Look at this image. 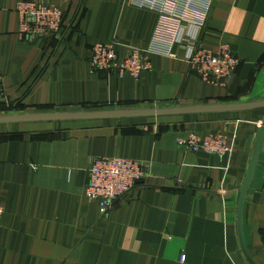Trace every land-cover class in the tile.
Here are the masks:
<instances>
[{
	"label": "crops",
	"instance_id": "1",
	"mask_svg": "<svg viewBox=\"0 0 264 264\" xmlns=\"http://www.w3.org/2000/svg\"><path fill=\"white\" fill-rule=\"evenodd\" d=\"M23 1L59 6L63 31L21 35ZM210 1L202 30L186 23L180 44L164 56L148 52L162 14L131 0H0V116L264 101V0ZM188 40L212 52L228 47L239 61L233 78L209 83L191 71ZM97 44H115L122 55L139 49L152 70L139 79L93 71ZM263 120L264 108L0 125V264H250L238 207ZM192 134H221L229 151L180 143ZM98 158L137 161L149 177L106 215L86 195ZM243 234L254 261L264 264V140Z\"/></svg>",
	"mask_w": 264,
	"mask_h": 264
},
{
	"label": "built area",
	"instance_id": "2",
	"mask_svg": "<svg viewBox=\"0 0 264 264\" xmlns=\"http://www.w3.org/2000/svg\"><path fill=\"white\" fill-rule=\"evenodd\" d=\"M133 4L158 10L161 21L150 53L170 56L179 42V34L186 23L202 30L210 12V0H131ZM204 5V7H203ZM199 9V11H197ZM203 10L202 12H200ZM18 12L20 15V34L24 37L49 38L63 31L65 13L59 6L43 1H23ZM196 14V15H195ZM189 49V69L209 83H224L235 75L239 61L228 47L218 52L202 49L195 41H185ZM90 63L93 71L113 73L122 79L131 76L139 79L152 70V61L139 49H132L122 55L115 44H97L93 47ZM3 74L0 71V103L5 100L1 88ZM182 145L194 151H206L223 155L229 151L226 138L221 134L202 139L192 134ZM147 172L145 167L134 160L125 158L95 159L89 170V183L86 195L90 201H99L101 212L106 215L121 200L137 194L146 188ZM4 209L0 206V225ZM185 257H182V262Z\"/></svg>",
	"mask_w": 264,
	"mask_h": 264
},
{
	"label": "water",
	"instance_id": "3",
	"mask_svg": "<svg viewBox=\"0 0 264 264\" xmlns=\"http://www.w3.org/2000/svg\"><path fill=\"white\" fill-rule=\"evenodd\" d=\"M264 108V101L240 103V104H215V105H192V106H173L166 108H146V109H118L104 111H76V112H55L41 114L16 113L8 116H0V125L14 123H38V122H65V121H92V120H119L137 118H157V117H176L184 115L198 114H223L234 112H245ZM264 140V120L258 135L250 169L245 184L241 189V196L238 207V229L242 251L250 264H258L246 247L243 234V209L247 192L250 188L256 170L259 154Z\"/></svg>",
	"mask_w": 264,
	"mask_h": 264
},
{
	"label": "rangeland",
	"instance_id": "4",
	"mask_svg": "<svg viewBox=\"0 0 264 264\" xmlns=\"http://www.w3.org/2000/svg\"><path fill=\"white\" fill-rule=\"evenodd\" d=\"M168 107H172V106H168Z\"/></svg>",
	"mask_w": 264,
	"mask_h": 264
}]
</instances>
